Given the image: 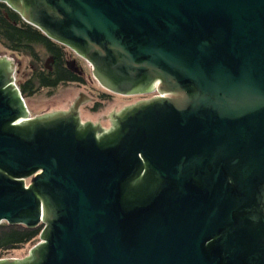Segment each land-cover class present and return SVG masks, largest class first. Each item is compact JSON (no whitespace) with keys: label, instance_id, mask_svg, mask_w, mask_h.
<instances>
[{"label":"water","instance_id":"1","mask_svg":"<svg viewBox=\"0 0 264 264\" xmlns=\"http://www.w3.org/2000/svg\"><path fill=\"white\" fill-rule=\"evenodd\" d=\"M0 3L106 92L156 94L107 130L83 93L31 118L0 58V224L43 225L0 264H264V0Z\"/></svg>","mask_w":264,"mask_h":264},{"label":"trees","instance_id":"2","mask_svg":"<svg viewBox=\"0 0 264 264\" xmlns=\"http://www.w3.org/2000/svg\"><path fill=\"white\" fill-rule=\"evenodd\" d=\"M0 45L17 56L28 58L30 74L19 84L23 98L32 97L42 90H55L59 86L85 85L86 81L67 65V54L73 56L65 47L47 39L40 31L23 22L18 14L0 3ZM106 100L109 95L100 94ZM95 103L93 111L99 107ZM43 225L27 229L21 225L0 224V260L10 254L39 242Z\"/></svg>","mask_w":264,"mask_h":264},{"label":"rangeland","instance_id":"3","mask_svg":"<svg viewBox=\"0 0 264 264\" xmlns=\"http://www.w3.org/2000/svg\"><path fill=\"white\" fill-rule=\"evenodd\" d=\"M70 53L72 52L70 51ZM72 55L73 56L67 54V65L69 68L83 77L86 81V84L81 86H77L76 84L59 86L55 90H42L32 97L23 98L31 118L36 116L40 117L42 115L51 114L54 112L67 111L68 107L71 106L72 102L77 98L79 93H83L93 101H89L80 108L79 113L81 122H90L92 124L99 123L103 129L107 130L110 128V123L107 120V116H109L112 111L119 112L123 108L141 101L140 98L142 96L121 97L106 92L96 84L87 63L73 53ZM0 58L7 59L14 64L15 85L19 89V84H22L24 81H26L30 74L28 58L17 56L15 53L6 50L1 45ZM103 93L109 95V98L106 100L100 99L99 95ZM95 103H100V105L99 107L95 108V111H93ZM103 117L106 119L103 120ZM36 245L24 248L18 253L10 254L4 259L24 260L29 256L31 250Z\"/></svg>","mask_w":264,"mask_h":264},{"label":"flooded vegetation","instance_id":"4","mask_svg":"<svg viewBox=\"0 0 264 264\" xmlns=\"http://www.w3.org/2000/svg\"><path fill=\"white\" fill-rule=\"evenodd\" d=\"M155 95H156V94L153 93V94H151V95H149V96H142V97L140 98V100H147V99H150V98L154 97Z\"/></svg>","mask_w":264,"mask_h":264}]
</instances>
